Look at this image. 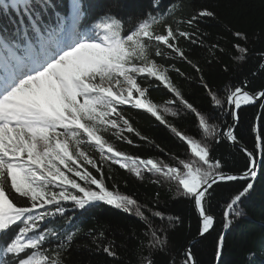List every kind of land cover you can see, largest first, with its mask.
Listing matches in <instances>:
<instances>
[{
	"label": "snow or ice",
	"instance_id": "6c2138e0",
	"mask_svg": "<svg viewBox=\"0 0 264 264\" xmlns=\"http://www.w3.org/2000/svg\"><path fill=\"white\" fill-rule=\"evenodd\" d=\"M53 7L51 0H0V15L15 10L13 15L23 17L25 22L23 29L17 27L11 32L0 28V250L5 257L0 259V264H64L63 253L77 232L63 231V223L60 232L47 226L56 222L71 225V218L66 216L69 206L83 210L82 214L101 206L126 213L135 210L136 216L147 221L136 199L121 194L115 186L109 189L104 162L130 170L139 179H143L146 170L174 183V198L183 197L193 204L202 220L200 234L208 233L214 224V217L205 206L209 190L218 182L235 181L238 177L219 171L220 161L210 159L207 144L168 125L159 107L150 100L148 88L143 86V80L149 77L158 81L172 94L170 103H179L195 115L204 139L215 138L218 142L226 135L236 141L231 127L226 133L219 131L174 86L167 74L169 70L152 58L153 54L164 55L161 51L164 46L168 54H174L199 72V67L185 56L178 44L180 38L202 44L198 31L174 29L168 23L163 24L162 31H156L161 20L149 14L143 20L128 17L133 23L127 34L122 35L124 23L112 14L123 7L122 0H109L107 13L92 29L83 32L77 27L84 16L83 5L81 0H71L65 21L52 28L43 23V16ZM214 16V12L201 9L181 23L195 27L199 19ZM69 17L71 29L65 27ZM233 35L247 39L241 32ZM234 47L240 53L236 59L245 60L247 47L239 44ZM203 87L211 104L222 111L229 110L234 122L239 121L237 110L242 105L264 99V90L249 92L245 90L247 85L227 90L224 99L207 83ZM123 106L144 110L166 125L186 144L190 150L188 158L173 157L176 164H171L163 159L129 155L115 147L106 138L109 132L129 145L133 140L123 135L125 131L135 133L142 140L148 139L125 118ZM256 139L261 141L264 151V131ZM85 146L94 149L99 160ZM155 147L164 151L160 145ZM247 157L251 167L244 178L255 177L254 152H247ZM252 187L248 183L230 197L222 213L224 229L233 222L230 214L241 215L239 202ZM152 215L165 219L162 211ZM167 219L178 221L179 217ZM148 230L149 253L141 264H153L151 250L163 251L166 246L163 229H154L149 223ZM50 236L59 243L49 251L43 246ZM223 241L224 237L220 236L217 258ZM103 251L112 257L117 255L111 244L104 246ZM183 264H195L190 250L185 252Z\"/></svg>",
	"mask_w": 264,
	"mask_h": 264
},
{
	"label": "trees",
	"instance_id": "16d2710c",
	"mask_svg": "<svg viewBox=\"0 0 264 264\" xmlns=\"http://www.w3.org/2000/svg\"><path fill=\"white\" fill-rule=\"evenodd\" d=\"M10 2V0H9ZM54 7L44 13L43 23L52 28L64 21L71 0H51ZM109 0H81L84 16L81 20V31L93 28L97 20L107 13ZM123 7L112 13L124 23L122 35H126L133 21L128 17L139 20L147 19L149 14L161 20L156 31L163 30V24H171L174 29L183 31H198L203 43H192L184 38L178 40L184 49L185 56L196 64L197 72L186 61L168 54L164 46L161 57L152 56L158 65L167 68L168 75L174 84L194 107L210 123L217 125L218 130L227 132L232 127V114L229 110L215 108L203 83L221 99L226 91L234 86L247 85L249 92L264 90V0H122ZM158 5V7H157ZM201 9H208L215 13L214 17L198 20L195 27H190L181 21L189 19ZM9 10L7 15H0V28H7L10 32L17 27L23 29L24 18L13 15ZM19 20L20 23H14ZM241 32L247 39L236 38L233 34ZM247 47L246 59H236L240 55L234 45ZM218 46V47H213ZM220 49H223L221 51ZM155 45L152 51L154 53ZM175 69H179L177 72ZM202 78V79H201ZM143 86L148 88L150 100L155 103L168 125L184 132L197 141L207 144L211 160H219V171L225 174L239 176L251 167L245 153L230 145L226 135L219 141L215 138L204 139L205 134L199 129L197 118L190 110L179 103H170L173 96L158 81L149 77L143 80ZM264 99L254 107L239 109V124L235 130L237 141L254 152L258 159L256 176L252 180L220 182L213 185L207 196L205 206L215 219L213 230L202 240L191 247L196 264H264V151L262 144L256 137L264 131ZM231 106H229L230 108ZM167 108L168 111H164ZM125 118L129 119L133 128L148 139L142 140L135 133L125 131L124 136L133 140L129 145L124 140L116 139L111 132L106 134L119 150L129 155L141 158L163 159L176 164L173 157L186 159L190 150L166 125L161 124L151 114L144 110L123 106ZM176 115H173V113ZM155 145H160L161 152ZM86 150L99 160L94 149L85 146ZM96 175L94 169L89 168ZM106 184L110 190L113 186L121 194L130 195L136 199L144 211L147 221L133 213H126L111 206H101L90 213L82 214L83 210L67 208L66 216L72 224L56 222L47 227L60 232L71 229L77 232L71 246L63 253L64 264H141L144 256L148 255V241L151 239L148 224L154 229H163L162 238L166 239L163 251L152 249L153 264H183L184 254L190 244L200 236L201 221L193 204L176 196V186L162 177L146 170L143 179L119 165L104 162ZM157 179L160 183H156ZM248 183L253 187L239 202L240 216H232V224L228 229L223 228V215L230 197L242 190ZM158 194V195H157ZM146 206V207H145ZM149 209L151 211H149ZM162 211L165 219L152 215V212ZM179 217V220L169 221L168 217ZM15 226H13L14 228ZM102 234V235H101ZM159 234V233H158ZM223 236V247L217 258L219 237ZM2 243V242H0ZM54 237H49L44 248L49 251L57 247ZM111 244L117 253L115 257L103 251V247ZM0 259H5L0 250Z\"/></svg>",
	"mask_w": 264,
	"mask_h": 264
},
{
	"label": "water",
	"instance_id": "95a60500",
	"mask_svg": "<svg viewBox=\"0 0 264 264\" xmlns=\"http://www.w3.org/2000/svg\"><path fill=\"white\" fill-rule=\"evenodd\" d=\"M262 100H263V99L257 101V102L254 103V104H250V105H242L240 109H242V108H247V107H254V106H257ZM237 111H239V110H237ZM232 123H233V125H232L231 128H232V130H233V134L235 135V130H236L238 124H239V121H238V122H234L233 117H232ZM226 138H227V136H226ZM227 141L229 142L230 145L234 146L235 148H237L238 150L242 151V152L245 153L246 155H247V152H251V151H250L249 149H247L245 146L241 145L237 140H236V141H232V140H230V139L227 138ZM255 161H256V164H255V169H254V170H255V173H256V169H257V165H258V159H257L256 156H255ZM234 176H236V175H234ZM255 176H256V175H255ZM236 177H238V179L235 180V181L252 180V179L255 178V177H251V176H249V177H247V178H244V174H241V175L236 176ZM235 181H222V182H235ZM218 183H220V182H218ZM195 210H196V209H195ZM196 213L198 214L197 211H196ZM198 216H199V214H198ZM199 219H200V221H201V225H202V220H201L200 217H199ZM214 226H215V219H214V224H213L212 228L209 229L208 233H205L203 236L200 234V236L190 244V246H189V248L187 249V251H189V250L191 251V247H192L195 243L199 242V241L202 240L204 237H206V236H207V235L213 230ZM191 253H192V251H191ZM192 258H193V260H194V262H195V264H196V260H195V257H194V255H193V253H192Z\"/></svg>",
	"mask_w": 264,
	"mask_h": 264
}]
</instances>
